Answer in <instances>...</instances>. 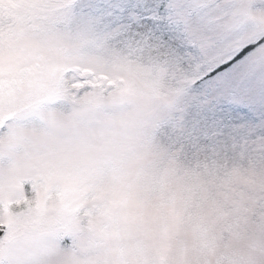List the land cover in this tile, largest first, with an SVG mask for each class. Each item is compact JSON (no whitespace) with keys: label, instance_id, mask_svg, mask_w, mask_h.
Returning a JSON list of instances; mask_svg holds the SVG:
<instances>
[{"label":"rangeland","instance_id":"1","mask_svg":"<svg viewBox=\"0 0 264 264\" xmlns=\"http://www.w3.org/2000/svg\"><path fill=\"white\" fill-rule=\"evenodd\" d=\"M0 67V264H264V0H0Z\"/></svg>","mask_w":264,"mask_h":264},{"label":"snow or ice","instance_id":"2","mask_svg":"<svg viewBox=\"0 0 264 264\" xmlns=\"http://www.w3.org/2000/svg\"><path fill=\"white\" fill-rule=\"evenodd\" d=\"M164 5H160L155 9L157 15L163 12ZM145 20L152 19L151 16H145ZM241 56L244 53L240 54ZM236 59H239L237 57ZM231 63L218 67L213 72L209 73L205 80L201 81V84L207 90L208 95L215 96L214 101L216 107L213 110V118H217L221 114L227 112V115L231 118L233 116H239L241 118H249L253 115V110L248 104L247 100L243 98L242 94L235 90V86L228 81L215 82L216 78L223 72L227 67H230ZM28 73H17L15 70H10L7 73L8 79H5V72L2 67H0V97H3L5 91L8 95H15L17 89L23 85L25 77ZM228 92H234V94L240 95V99L235 102H230L224 99V96ZM51 102V98L37 96L33 97L31 100L27 101L23 107L20 108L18 112V119H26L29 113H34L39 108ZM91 103V101L89 102ZM146 189H142L139 185L137 178L131 176H122L120 178V183L118 188L113 193V204L120 207L125 214H131L133 216L143 217L145 215V207L143 201V192ZM174 211V210H173ZM177 217L175 214L162 217V222L167 223L169 221L175 220Z\"/></svg>","mask_w":264,"mask_h":264},{"label":"water","instance_id":"3","mask_svg":"<svg viewBox=\"0 0 264 264\" xmlns=\"http://www.w3.org/2000/svg\"><path fill=\"white\" fill-rule=\"evenodd\" d=\"M0 235H1V233H0Z\"/></svg>","mask_w":264,"mask_h":264}]
</instances>
